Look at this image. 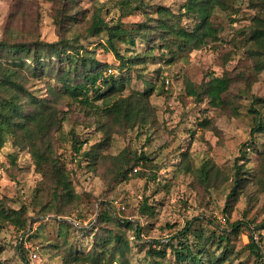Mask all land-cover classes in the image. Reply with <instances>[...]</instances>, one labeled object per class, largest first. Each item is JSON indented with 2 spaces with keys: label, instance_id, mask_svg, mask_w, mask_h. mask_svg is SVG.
Wrapping results in <instances>:
<instances>
[{
  "label": "rangeland",
  "instance_id": "1",
  "mask_svg": "<svg viewBox=\"0 0 264 264\" xmlns=\"http://www.w3.org/2000/svg\"><path fill=\"white\" fill-rule=\"evenodd\" d=\"M64 1L0 0V40L27 44L73 36L76 46L93 50L95 57L107 64L105 75L126 79L123 96L145 92L151 109L144 122H135L131 127L112 125L106 123L100 110L90 111L67 93L62 94L58 107L63 120L53 134L54 151L69 170L76 195L74 209L66 219L37 214L39 208L34 203L43 176L35 169L28 148L14 145L12 138H7L0 148V199L7 207L26 209L32 236L27 244L34 248L37 258L30 260L31 249L19 252V231L6 223L0 229L1 264H67L65 251L71 248L73 253L89 252L101 235V226L109 230L107 234L118 233L128 241L123 257L116 252L111 264H125L123 259L126 264H149L148 248H163L188 221L192 225L186 243L199 254L201 263L211 261L207 252L218 256L226 248L229 259L222 264H264V257L257 258L248 247L247 228L230 234L229 227L237 220H252L256 225L264 220V132L249 141L250 109L260 108L264 116V108L255 100L264 99V69H257L252 53L255 46H250L248 37L241 33L254 24L264 27V0H218L208 16L216 35L200 49L178 50L171 42L176 39L173 32L163 34L164 41L155 37L148 44L138 36L134 45L124 41L128 39H115L118 52L127 57L148 46L152 48L154 58L132 68L119 66L120 60L106 40L108 31L88 33L93 14L99 11L108 27L132 28L141 23L157 24L162 17L157 8L161 7L173 14H167L169 24L191 30L198 17L195 11H186L188 0H131L130 7L122 6L119 0H77L69 3L76 22L60 26L57 20L61 19L58 15ZM171 56L174 58L170 60ZM5 57L0 51L1 68L9 67ZM21 75L36 97L47 98L51 88L62 89L54 76L28 71ZM214 76L233 79L223 94L225 103L212 106L208 99L197 101L186 93L188 84L198 86ZM99 116L106 123L104 130H99ZM72 136L83 140L82 149L108 138L109 146L103 151L107 156L94 165L87 159L73 158ZM128 152L147 159L129 169L126 177H115L111 157ZM184 160L190 164L188 169L183 168ZM208 160L220 169V177L230 178L212 187L203 185L194 171ZM236 164L243 167L242 174L250 181L247 191L227 214L224 208ZM151 173L155 175L148 177ZM145 199L146 209L142 208ZM100 214V219L108 214L113 221L99 219L95 230L92 223ZM221 216L226 217L225 222ZM123 219L129 220L132 227L123 224ZM255 234L264 252V228L256 229ZM196 240L201 241L197 246ZM166 251L164 259L175 262L172 250L168 247Z\"/></svg>",
  "mask_w": 264,
  "mask_h": 264
},
{
  "label": "trees",
  "instance_id": "2",
  "mask_svg": "<svg viewBox=\"0 0 264 264\" xmlns=\"http://www.w3.org/2000/svg\"><path fill=\"white\" fill-rule=\"evenodd\" d=\"M76 1H64L60 15H58L61 19L57 20L60 26L63 22L64 25H67L68 22H76V15L74 12H70L71 7L69 6V3L74 4ZM119 3L124 7L131 6V0H119ZM217 3H219L218 0H188L186 11H195L198 17L191 30H184L169 24L167 14L170 13L166 9L158 7L157 12L162 17L157 19V24L141 23L132 28H124L121 25L108 27L101 19L99 11H97L91 18L88 33L108 31L106 40L115 57L120 60L119 66L132 68L135 64H145L148 58H154L152 48L148 46L144 51L127 57L118 52L115 39H128L124 41L134 45L135 36H138L140 39L146 40L148 44L156 38H161L164 41L163 34L169 35L173 32L175 34L173 38L176 37V39H172L171 42L176 43L178 50L200 49L208 42L209 38L216 35V30L211 26L208 16L213 5ZM170 15L173 16V14ZM241 33L248 37L250 46H255L252 53L257 62V69H264V27H258L254 24ZM0 51H3L6 61L9 63V67H0V148L8 137L12 138L14 145L28 148L35 169L43 176L42 182L37 187L38 195L34 203V206L39 208L36 210L37 214L43 216L53 214L58 216L59 219H66V217H70L69 213L74 209L76 195L69 170L54 151L53 134L61 127L63 120L59 116L60 108L58 107L61 104L62 94L67 93L73 100L90 111L97 113L100 110L106 121H108L107 124L114 125L118 123L119 125L123 124L125 127H131L135 122L146 121L151 109L148 100L149 94L134 92L131 96H123L121 92L126 79L113 74L105 75L104 70L107 64L98 60L93 50L89 51L76 46L73 36L60 37L59 41L55 42L35 40L27 44L0 40ZM173 58L174 56H171L170 60ZM27 71L33 75L54 76L57 82L62 84V89L54 90L51 88L47 98L36 97L28 89L25 79L21 75ZM232 81L233 79L230 77L214 76L205 82H201L198 86L188 84L186 93L196 98L197 101L208 99L212 106H219L225 103L223 94L228 91ZM255 100L260 102L261 108H264V99L256 97ZM250 112L252 113V127L249 141L252 142L257 133L264 132V116L260 108H251ZM97 119L99 130H104L106 123L101 122L100 116ZM82 141L78 137L72 136L73 158L87 159L89 164L94 165L101 157L105 158L107 156V154H103V151L109 146L108 138L88 149H82ZM11 159L13 160L12 163H15L14 158ZM111 159L114 162L115 177H126L129 169L132 170L134 165L141 159H147V157L136 156L132 152H128L114 155ZM189 166L188 161L184 160L183 168L188 169ZM242 168L241 165H235L233 176L229 182V192L224 208L227 214L230 213L235 202L239 200L240 195L245 193L248 188L250 180L248 177L243 176ZM194 174L203 185L208 187L214 186L219 181L225 182L230 178L220 177L222 172L209 160L195 170ZM154 175V173L147 174L148 177ZM146 205L145 199L142 208L145 207L146 209ZM101 215H98L99 218L97 216L92 223L95 230H97L95 224L97 225ZM106 215V218L100 220L113 221L110 215ZM120 221L132 227L129 220L123 219ZM252 222V220L242 219L231 223L229 226L230 234H239L240 229L246 227L249 237V249L257 258L263 259L264 252L261 249L260 242H258L259 239L255 238V233L256 229L264 228V220L257 225L252 224ZM6 223L17 228L19 231V252L21 254L26 253L28 249L24 248L21 239L25 237L29 240L32 237L30 236L31 230H29L26 209L7 207L0 199V229ZM69 224L74 227L71 222ZM191 225L192 221L186 222L185 227L169 238L163 248L158 250L148 248L147 253L151 257L149 264H203L200 262L199 254L193 252L192 246L186 243L187 233L190 232ZM99 232L101 235L96 238L93 248L86 254H80L77 251L73 253L72 250H69L71 248L67 249L65 251L66 263L111 264L115 260L116 252L123 257V253L128 247V241L121 234H107L106 232H109V230H105V227L102 226ZM136 233L138 236V228H136ZM226 239H228V236ZM174 240H177L176 244L172 243ZM200 242V240H196L194 245L197 246ZM156 243L161 245L159 241H156ZM168 247L174 253L175 262L164 259ZM207 253L211 260L207 264H222L229 259V252L226 248L218 256L215 253ZM121 261L126 264L124 259Z\"/></svg>",
  "mask_w": 264,
  "mask_h": 264
},
{
  "label": "built area",
  "instance_id": "3",
  "mask_svg": "<svg viewBox=\"0 0 264 264\" xmlns=\"http://www.w3.org/2000/svg\"><path fill=\"white\" fill-rule=\"evenodd\" d=\"M220 220L222 222H225L226 221V217L225 216H221L220 217ZM75 223H76V225L79 224V222H75ZM21 240H22V243H23L24 248L25 249H28V252L31 249V251L28 253V256H29V258H30L31 261H34L37 258V253L34 251V248H32L31 245L27 244L28 241H27V239L25 237L22 238Z\"/></svg>",
  "mask_w": 264,
  "mask_h": 264
}]
</instances>
